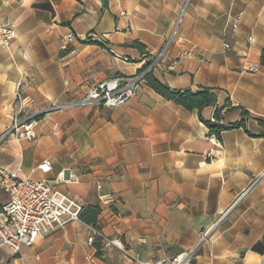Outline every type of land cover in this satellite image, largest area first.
<instances>
[{
  "label": "crops",
  "instance_id": "crops-1",
  "mask_svg": "<svg viewBox=\"0 0 264 264\" xmlns=\"http://www.w3.org/2000/svg\"><path fill=\"white\" fill-rule=\"evenodd\" d=\"M186 2L0 0V18L15 29L0 47V166L99 206V230L128 251L103 243L98 252L89 242L94 227L79 219L18 254L0 246V264L152 263L190 249L193 264H264V128L255 119L264 118V0H189L152 69L172 89L208 87L218 106L228 98L242 106L255 136L232 128L219 140L203 121L216 122L215 106L187 110L145 81L115 108L50 109L138 73ZM38 114L31 140L6 135L17 115ZM242 118L240 108L226 109L221 123ZM45 159L48 173L37 168ZM103 194L116 202L102 204ZM7 200L0 190V205Z\"/></svg>",
  "mask_w": 264,
  "mask_h": 264
},
{
  "label": "built area",
  "instance_id": "built-area-1",
  "mask_svg": "<svg viewBox=\"0 0 264 264\" xmlns=\"http://www.w3.org/2000/svg\"><path fill=\"white\" fill-rule=\"evenodd\" d=\"M188 2L189 0L185 3L162 47L144 70L133 76L118 75L102 80L94 84L85 96L54 105L50 109L76 105L115 108L126 104L136 95L145 74L152 71L153 67L168 54L178 34L181 18ZM14 37V27L0 18V47H7ZM65 39L71 43L75 40V36L69 33ZM189 54L188 51L184 52V55ZM33 117L17 115L6 135H17L31 140L34 137ZM51 167L49 159H45L37 166L42 173H48ZM0 190L8 196L7 202L0 205V246H4L12 254H18L23 247L33 246L39 238L59 230L67 223L79 220L82 206L78 202L56 189L45 179L22 177L20 168L10 169L0 166ZM100 201L104 205L111 206L116 202V197L113 194H103L100 196ZM206 235L204 234L203 239ZM97 237L102 239L105 246H114L128 253L120 238H108L96 228L93 229V234L89 238L90 244L93 245ZM194 258L195 249H190L152 263L133 258V264H193Z\"/></svg>",
  "mask_w": 264,
  "mask_h": 264
},
{
  "label": "trees",
  "instance_id": "trees-1",
  "mask_svg": "<svg viewBox=\"0 0 264 264\" xmlns=\"http://www.w3.org/2000/svg\"><path fill=\"white\" fill-rule=\"evenodd\" d=\"M104 6H108V0H103ZM134 46L141 47L138 42L133 43ZM149 64V63H148ZM148 64H145L140 71L144 70ZM261 64L264 66V50L261 55ZM139 71V72H140ZM144 81L154 89L158 94L162 95L164 98L168 100H172L175 103L183 106L187 110L193 111L198 110L201 111L204 107L207 106H215L214 118L216 122L205 121L206 125L210 128V134L215 135L219 140H221V134L225 130H230L232 128H244L245 131L252 136L255 134L251 133L247 128V119L251 118V114L248 110L244 109L242 106H234L231 100L228 98L223 106L217 105V94L208 87H201L197 91H193L191 89H172L168 85L162 83L157 78L154 77L152 71L148 72L144 76ZM240 108L243 113V118L239 121L230 124H223L222 121V112L226 109H235ZM43 114H38L33 117L34 120L42 117ZM256 121L260 126L264 128V118L256 117ZM264 137V133L262 135ZM101 209L96 205H87L82 206V210L80 212L79 219L84 221L85 223L93 226L94 228L99 230L98 227V215ZM103 241L101 238L97 237L94 241V246L97 248L98 252L102 248Z\"/></svg>",
  "mask_w": 264,
  "mask_h": 264
}]
</instances>
